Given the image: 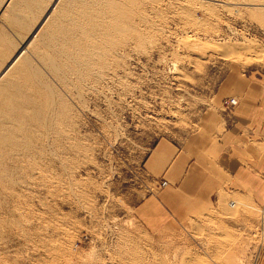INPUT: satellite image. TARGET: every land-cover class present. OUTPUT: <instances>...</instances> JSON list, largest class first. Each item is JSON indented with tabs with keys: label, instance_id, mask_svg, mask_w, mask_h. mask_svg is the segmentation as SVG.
I'll use <instances>...</instances> for the list:
<instances>
[{
	"label": "rangeland",
	"instance_id": "rangeland-1",
	"mask_svg": "<svg viewBox=\"0 0 264 264\" xmlns=\"http://www.w3.org/2000/svg\"><path fill=\"white\" fill-rule=\"evenodd\" d=\"M58 8L39 36L47 50L33 52L30 84L19 85V69L8 76L14 100L36 97L45 122L32 127L40 139L30 151H1L25 181L0 198V264H255L262 205L223 194L224 205L149 229L124 195L145 193L148 149L195 130L223 75L263 68L264 0H61ZM7 11L0 23L10 25ZM6 97L1 110L12 105Z\"/></svg>",
	"mask_w": 264,
	"mask_h": 264
},
{
	"label": "crops",
	"instance_id": "crops-1",
	"mask_svg": "<svg viewBox=\"0 0 264 264\" xmlns=\"http://www.w3.org/2000/svg\"><path fill=\"white\" fill-rule=\"evenodd\" d=\"M48 2L7 0L4 4L0 0V12L8 8L5 14L11 23H0L1 78L19 69L20 86L30 84L33 52L47 50L42 49L46 42L38 35L32 38L47 19ZM26 45L28 49L20 55ZM232 97L238 98L235 104L228 102ZM215 99V106L198 118L195 130L182 138L157 137L141 160L144 183L140 184L146 191L139 194L137 186L124 196L126 206L145 227L153 229L210 205H224L231 197L225 199L223 194L263 206L264 65L247 74L223 75ZM255 264H264V245Z\"/></svg>",
	"mask_w": 264,
	"mask_h": 264
},
{
	"label": "bare ground",
	"instance_id": "bare-ground-1",
	"mask_svg": "<svg viewBox=\"0 0 264 264\" xmlns=\"http://www.w3.org/2000/svg\"><path fill=\"white\" fill-rule=\"evenodd\" d=\"M61 0H56L53 2V4L51 5L49 11L47 12V19L46 21L51 17V15L54 13V11L58 8V4ZM66 4V3H65ZM73 5V4H72ZM86 5V4H85ZM60 8V6H59ZM58 8V9H59ZM63 10L62 8L60 9V11ZM82 10V9H81ZM10 11V10H9ZM65 11V10H64ZM81 12H84L85 14L88 15L89 11L88 10H84L81 11ZM97 14V12H95ZM95 16V15H94ZM99 16V15H97ZM14 19V18H13ZM89 19V18H88ZM87 19V21H89ZM14 20H16L15 22H17V19L15 18ZM13 21V20H12ZM46 21L45 23L43 24V27L41 29H37L35 32H34V35H33V38L34 39L36 37V35H38L37 38H39V36L42 34V32H44V25L46 24ZM15 22H13L15 24ZM19 22V21H18ZM17 22V23H18ZM95 22V21H94ZM94 22H93V25H94ZM11 24V23H10ZM19 24V23H18ZM92 24V23H91ZM101 25V23H99V18L97 19L96 18V22H95V26H97V30L99 28V26ZM13 25V24H12ZM16 25V24H15ZM51 27V26H50ZM91 27V26H90ZM93 27V26H92ZM93 27V28H94ZM16 28V27H15ZM120 29V28H119ZM119 29H116L115 30H119ZM49 30V29H48ZM95 30V29H94ZM93 30V31H94ZM99 31V30H98ZM47 33V32H46ZM110 33V32H109ZM85 37V36H84ZM41 38V37H40ZM86 38V37H85ZM42 39V38H41ZM112 40V39H111ZM81 41V40H80ZM79 41V42H80ZM109 41V40H108ZM32 42V40H31ZM78 42V43H79ZM108 43V42H107ZM111 43V42H109ZM113 44V43H112ZM28 45V44H27ZM25 46L23 48H21V52L19 53L20 55H23L26 51V49H28L27 47L28 46ZM30 45V44H29ZM109 45V44H108ZM70 47V46H69ZM79 47V46H78ZM81 47V46H80ZM79 47V48H80ZM80 50V49H79ZM82 50V49H81ZM19 55V57H20ZM65 57V56H64ZM79 59L81 58L80 56H78ZM66 58V57H65ZM92 61V60H91ZM90 62V61H89ZM99 63V62H98ZM91 64V63H90ZM93 64H94V60H93ZM18 66V64H17ZM97 67V66H96ZM12 68V67H11ZM10 69V68H9ZM8 69V71H10ZM7 71V72H8ZM6 73V72H5ZM10 73V72H8ZM6 73V75L8 74ZM5 75V74H3ZM2 75V76H3ZM8 76L9 74L7 75V77L5 79L1 78L0 77V101L2 100V102H5L6 99H4L7 95L8 97L7 100L8 101H11L12 102V105L11 107H6L5 109L3 108L2 110L0 109V157H13V155H11L10 153H2L1 151L3 150H7L9 149V146L11 149L15 150L19 147L23 148V150H27V151H30L31 147L33 146L32 144V140H36V139H40V138H37V137H34L35 136V133L33 132L32 130V127L34 125H37V126H42V124H44L45 121H42L41 120V113H42V107L39 103V100L32 96V97H29L28 100L24 98H21L20 101H17L14 100V98L10 95V90H9V83L8 82ZM18 76V75H17ZM5 77V76H3ZM20 85V84H19ZM15 86V85H14ZM14 90V89H12ZM25 90V89H24ZM13 92V91H12ZM230 99H234L236 102H237V99L236 98H230ZM5 100V101H3ZM23 102H26L28 104V102L30 103L29 106H27V108L23 105ZM1 103V102H0ZM6 103V102H5ZM4 103V105H6ZM2 104V103H1ZM45 107V110H47V107ZM26 108V109H25ZM30 108V109H29ZM28 110V112H27ZM44 110V112H45ZM3 119V120H1ZM10 121H13V125L11 129H7L8 128V124L10 123ZM30 124L31 126V130H30V136L29 137H15V135L19 134V133H23L25 132V127ZM10 126V125H9ZM44 127V126H43ZM13 134V135H11ZM7 135H11V136H14V137H8ZM40 136V135H39ZM31 141V142H30ZM13 142V144H12ZM12 144V145H11ZM20 148V149H21ZM22 150V149H21ZM13 153V152H12ZM27 153V152H26ZM14 154V153H13ZM11 155V156H10ZM31 155V154H30ZM28 162V161H27ZM20 164V162H19ZM25 164V163H24ZM31 164V163H30ZM23 165V164H22ZM27 166V164H26ZM28 167V166H27ZM20 169V170H19ZM23 168H20V167H14L13 164H11L10 162H3L0 160V198L1 197H4L6 198V193H8V191H11L10 188H15V185L17 184H20L25 181V179H23L22 177H19L18 175H21V171ZM29 169V168H28ZM32 169V168H31ZM30 169V170H31ZM27 172V170H25ZM29 173V171H28ZM26 174V173H25ZM29 175V174H28ZM40 175V174H39ZM27 179V178H26ZM44 179V178H43ZM44 181V180H43ZM39 182V181H38ZM20 187V186H18ZM16 189V188H15ZM17 191V190H16ZM12 192L14 191H11V194L12 195ZM14 194V193H13ZM22 194V193H21ZM19 195V193H18ZM21 196V195H20ZM9 197V195H8ZM7 197V198H8ZM19 197V196H17ZM27 197H28V194H27ZM26 198V197H24ZM10 198H8L9 200ZM28 199V198H27ZM26 199V200H27ZM5 200V199H4ZM1 201V200H0ZM18 201V199H17ZM20 201V200H19ZM7 202V201H6ZM5 202V204H6ZM28 202V201H27ZM1 203V202H0ZM24 204V203H23ZM10 212V211H8ZM9 214V213H8ZM171 261L173 262L175 260V254L172 255L171 257Z\"/></svg>",
	"mask_w": 264,
	"mask_h": 264
},
{
	"label": "built area",
	"instance_id": "built-area-1",
	"mask_svg": "<svg viewBox=\"0 0 264 264\" xmlns=\"http://www.w3.org/2000/svg\"><path fill=\"white\" fill-rule=\"evenodd\" d=\"M228 102L230 104H235L236 103V101L234 99H229ZM165 183H166L165 181L162 182V184H165ZM262 209H263V212H262V216H261V222H260L259 230H260V232L263 233L264 232V204H263Z\"/></svg>",
	"mask_w": 264,
	"mask_h": 264
}]
</instances>
